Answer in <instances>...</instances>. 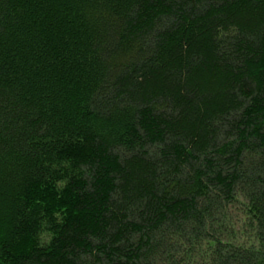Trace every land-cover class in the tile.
<instances>
[{
    "label": "trees",
    "instance_id": "1",
    "mask_svg": "<svg viewBox=\"0 0 264 264\" xmlns=\"http://www.w3.org/2000/svg\"><path fill=\"white\" fill-rule=\"evenodd\" d=\"M0 264H264V0H0Z\"/></svg>",
    "mask_w": 264,
    "mask_h": 264
}]
</instances>
